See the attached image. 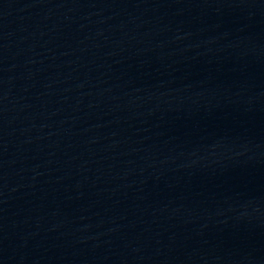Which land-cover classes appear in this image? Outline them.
<instances>
[{
	"label": "water",
	"instance_id": "obj_1",
	"mask_svg": "<svg viewBox=\"0 0 264 264\" xmlns=\"http://www.w3.org/2000/svg\"><path fill=\"white\" fill-rule=\"evenodd\" d=\"M0 264H264V0H0Z\"/></svg>",
	"mask_w": 264,
	"mask_h": 264
}]
</instances>
